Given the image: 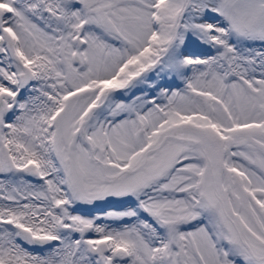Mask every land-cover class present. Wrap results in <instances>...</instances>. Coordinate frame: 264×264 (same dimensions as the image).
<instances>
[{
  "label": "snow or ice",
  "instance_id": "snow-or-ice-1",
  "mask_svg": "<svg viewBox=\"0 0 264 264\" xmlns=\"http://www.w3.org/2000/svg\"><path fill=\"white\" fill-rule=\"evenodd\" d=\"M0 264H264V0H0Z\"/></svg>",
  "mask_w": 264,
  "mask_h": 264
}]
</instances>
